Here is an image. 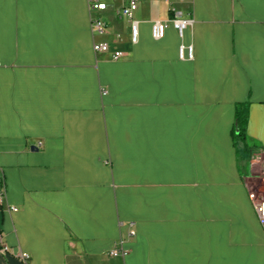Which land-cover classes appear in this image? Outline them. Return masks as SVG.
I'll return each mask as SVG.
<instances>
[{"label":"crops","instance_id":"1","mask_svg":"<svg viewBox=\"0 0 264 264\" xmlns=\"http://www.w3.org/2000/svg\"><path fill=\"white\" fill-rule=\"evenodd\" d=\"M171 7L192 24L153 39ZM99 16L93 35L87 0H0V264H264V0H142L137 44Z\"/></svg>","mask_w":264,"mask_h":264},{"label":"built area","instance_id":"2","mask_svg":"<svg viewBox=\"0 0 264 264\" xmlns=\"http://www.w3.org/2000/svg\"><path fill=\"white\" fill-rule=\"evenodd\" d=\"M117 0H111L112 3L107 2V0H87L88 10L91 23V31L93 35H102L107 30V22L102 19L99 14L107 12L110 7H113L115 16L122 18L129 23L130 26V38L133 44H137L139 41V24L135 18L136 12L139 9V5L142 0H120L122 3L114 7V2ZM181 3H192L193 0H179ZM171 18L169 21L156 20L152 23V37L155 40H161L165 36L166 28L168 23H172L176 31L180 36H183L184 31L192 24L191 13L186 12L182 9L171 7L170 8ZM188 49V59H193V48L189 47ZM93 50L95 53H109L110 46L108 42H94ZM185 47L180 48V58L185 59ZM113 58L118 60L123 57V53L116 51L113 53ZM264 183V178L262 179ZM4 199V190L0 194V203ZM250 199L253 204L258 222L261 228L264 231V192L256 193L252 192L250 194ZM15 210V209H13ZM131 237L135 236V232L131 231ZM9 252V248L4 242V237L0 234V253L6 254ZM112 255L119 256L125 255L126 251L122 249L115 248L112 252ZM23 259H27L26 255L22 256Z\"/></svg>","mask_w":264,"mask_h":264},{"label":"trees","instance_id":"3","mask_svg":"<svg viewBox=\"0 0 264 264\" xmlns=\"http://www.w3.org/2000/svg\"><path fill=\"white\" fill-rule=\"evenodd\" d=\"M248 111L243 105H237L235 126L233 130V141L235 146H244L245 151L249 148V137L247 136Z\"/></svg>","mask_w":264,"mask_h":264},{"label":"rangeland","instance_id":"4","mask_svg":"<svg viewBox=\"0 0 264 264\" xmlns=\"http://www.w3.org/2000/svg\"><path fill=\"white\" fill-rule=\"evenodd\" d=\"M250 185H251L253 192H256V193L264 192V183L262 179L253 178L250 180Z\"/></svg>","mask_w":264,"mask_h":264}]
</instances>
